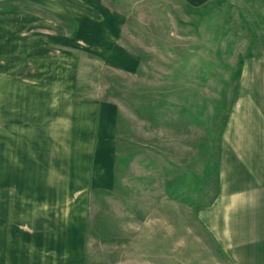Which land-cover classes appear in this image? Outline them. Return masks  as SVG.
Instances as JSON below:
<instances>
[{
	"label": "rangeland",
	"instance_id": "obj_1",
	"mask_svg": "<svg viewBox=\"0 0 264 264\" xmlns=\"http://www.w3.org/2000/svg\"><path fill=\"white\" fill-rule=\"evenodd\" d=\"M99 2L124 16L120 63L137 54L136 71L85 53L77 71L41 69L38 85L41 93L60 95L71 78L74 98L110 100L119 108L118 195L89 197L90 264H225L195 215L216 192L217 146L231 102L264 95V0ZM2 7L15 5L0 0ZM88 10L90 17L98 13ZM2 39L0 189L11 187L13 174L28 173L43 178V188L84 187L79 175L87 172L69 160L60 131H52L50 101L28 99L18 84L34 73L18 67L25 52L8 43L3 52Z\"/></svg>",
	"mask_w": 264,
	"mask_h": 264
},
{
	"label": "crops",
	"instance_id": "obj_2",
	"mask_svg": "<svg viewBox=\"0 0 264 264\" xmlns=\"http://www.w3.org/2000/svg\"><path fill=\"white\" fill-rule=\"evenodd\" d=\"M8 2L15 7L0 8L3 52L7 43L19 55L25 52L24 65L18 67L34 73L19 77L18 84L26 86L28 99L50 101L51 113L56 115L50 119L52 131H60L66 142L61 147L87 176L80 173L85 185L79 188H43V178L35 173L9 178L11 187L0 189V264H90L89 197L118 195L113 182L119 108L110 100L74 98L71 78L66 79L68 87L59 88L62 94L41 93V69L77 71L83 66L77 57L91 53L96 60H110L134 72L137 54L127 62L123 56L120 63L119 38L125 18L99 0H2ZM90 6L98 11L91 17ZM68 22H72L71 31ZM5 36L17 41L10 43ZM54 101H61L64 108L58 110ZM77 166L74 172L79 171ZM216 180L214 196L196 210L197 221L223 254L225 264H264V95L249 94L231 102L217 146Z\"/></svg>",
	"mask_w": 264,
	"mask_h": 264
}]
</instances>
